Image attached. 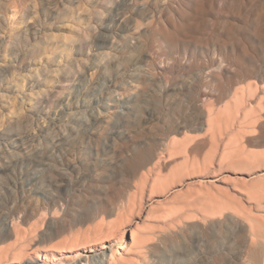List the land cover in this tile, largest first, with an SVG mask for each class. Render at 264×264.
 Masks as SVG:
<instances>
[{"label": "rangeland", "instance_id": "obj_1", "mask_svg": "<svg viewBox=\"0 0 264 264\" xmlns=\"http://www.w3.org/2000/svg\"><path fill=\"white\" fill-rule=\"evenodd\" d=\"M86 7L85 0H0V238L7 225L34 226L32 239L49 240L58 233L69 237L88 229L101 232L116 220L123 229L115 221L121 233L112 248L131 249L132 232L147 235L143 261L147 264H264V217H254L264 203L256 207V197L251 199L264 186V161L259 159L264 158L260 155L264 145L255 146L260 153L249 148L247 155L229 146L235 150L232 154L219 141L223 148L217 146L218 153L206 148L194 167L193 154L191 169L181 166L184 158L173 159L166 152L169 141L157 126V113L144 107L146 99L164 93L160 68L140 59L144 51L127 49L125 39L130 36L116 21L112 4L106 9L91 0ZM143 40L149 41L148 34ZM237 154L243 162H237ZM151 155L162 161L172 158L158 177L160 170L153 167ZM163 177L169 178V184L159 183ZM241 188L251 191L253 201ZM83 203L90 208L77 213ZM130 205L134 210H128ZM227 207L249 216V222L244 224L246 217L237 218ZM191 213L198 214L196 219ZM252 236L259 237L256 245L258 240H251ZM14 243L5 239L2 245L12 248ZM24 245L31 247L29 242ZM110 252L108 248L94 253L90 264H120L109 261Z\"/></svg>", "mask_w": 264, "mask_h": 264}, {"label": "bare ground", "instance_id": "obj_2", "mask_svg": "<svg viewBox=\"0 0 264 264\" xmlns=\"http://www.w3.org/2000/svg\"><path fill=\"white\" fill-rule=\"evenodd\" d=\"M90 4L91 0H85V5H87V7ZM97 4L99 5V7L106 9L110 4H112L113 12L116 16V21L120 26L124 28V30L128 32L130 36V38L125 39L127 43V49L132 48L136 51H144L143 57L139 58L142 59L146 64L151 65L153 69L160 68L162 72V77L159 80V83L164 93H156L149 99H146L144 101V107L148 109L150 108L154 112V114L157 113L158 119H160V122L157 124V126L162 131V134L166 135L169 141L166 143L168 147L166 148L167 151L164 150L168 152L169 156L174 155L172 156V158L177 157L178 159L184 158V161L180 165L188 166L187 168H189L188 164L193 161L192 165L194 167L197 161V156L200 155L206 148H209L211 152L215 148V153H218V151L221 149H217L216 147L222 144H218L219 141H223L225 148L233 146L235 150H237L235 151L231 147V149L229 148V152L233 150L235 152H241L245 154L249 148L251 149L255 148V146L258 145H264V0H97ZM81 12L83 11L81 10ZM145 33L149 36L148 42L143 40V36ZM127 59L130 60V56L127 57ZM159 60L163 62L162 66H158L157 64V61ZM134 63L137 64L136 62ZM90 66L92 65L89 64V67ZM157 83L158 81H153L154 85H156ZM150 112H148L149 115ZM182 135L185 136L183 137L184 139L186 138V140H189L184 141L183 138H181L183 140H180L179 137ZM198 139L201 141H196ZM219 147L223 148L222 146ZM255 149L256 153H258L257 150L259 151L260 148ZM224 151L226 153V150H223V152ZM252 151L254 150L252 149ZM206 152L205 153L207 155L208 151ZM229 152L227 153L229 154ZM231 153L233 154V152ZM192 154L194 155V160L191 161L190 156ZM261 154L263 155L264 152L262 153L261 151L260 155ZM162 155L163 154H161V158H163ZM238 155L239 154L236 155L237 160H239L237 162H240V160L242 161L243 159L238 158ZM249 155L250 154L248 153V156ZM222 156L225 155L222 154ZM230 156L232 157V155ZM262 157H264V155ZM161 158L156 155L150 156L153 167H158L159 169H157L160 170L158 172L156 169V173L158 172L155 175L156 177L160 176L161 170H166L168 168L169 164L166 160L168 159L169 161V158L172 159L171 157L167 159L164 157V159L166 160L162 161ZM212 158L213 157L211 156V159ZM233 159V161L231 160L232 162L236 161L235 158ZM252 159L254 161H262L259 159H263L264 161V158ZM211 161H208L210 165L212 164ZM220 161L222 162L223 160ZM235 163H232V165ZM262 163L263 162H261L260 164ZM203 164L207 165L206 162ZM248 164L250 165V162ZM259 165L258 167H260ZM200 167L197 166L195 168L200 169ZM176 168L178 167L176 166ZM183 173L182 175L185 174ZM142 174L145 173L142 172ZM174 177L177 176L175 175ZM163 178L165 180V177ZM171 178L174 179L173 176ZM168 179L169 178H167L165 181L163 180L165 184L162 180H160L159 183H162L163 185L169 184ZM162 184L160 186H162ZM143 185L145 184L143 183ZM169 187L171 186L169 185ZM247 187L248 185L245 188ZM242 188L239 190L241 191ZM248 188L249 190H251V187ZM244 190L241 192L247 193ZM250 192L248 193L250 194ZM207 194L210 196L208 192ZM249 194L247 195L249 196L248 200L252 196L256 197V204L259 206H256L255 200L254 206H262V204L264 203V186L260 185V187H258V189L256 190L255 195L253 193V195H251L250 197ZM226 195L227 194H225V196ZM132 198L135 199L134 197ZM218 198L219 197H217L216 199ZM251 199H253V197ZM251 199L250 201H253ZM229 200L228 202H231ZM234 201L239 203L237 200H235V198ZM206 202L209 201L207 200ZM210 203L208 204L212 206L213 204L211 205ZM224 203L222 205H224ZM133 205H135V202L132 203V206ZM222 205H219L220 208H223ZM90 206L91 205L85 203L80 204L79 207L76 208V212L81 214L83 211L89 209ZM132 206L130 205L128 210H130V207ZM227 206L231 205L227 204ZM241 206L243 207V205ZM213 207H216V204ZM224 207L226 206L224 205ZM118 208L117 213H119L120 210ZM231 208L229 207L228 209ZM234 208L229 211L233 210V215L239 218L238 215H240L241 212H239L240 214L235 213L236 210H234ZM131 209H133V207ZM191 209L193 210V208ZM226 209L224 208V210ZM183 210L184 209L182 208V212ZM220 210H222V213L223 209ZM248 210L250 209H244V211L250 213ZM259 210V213L254 215V217L259 216L258 218L261 219L262 217H264V208H260ZM207 213L208 212H206V214ZM215 213H217V211ZM170 214H172V212L168 215ZM213 214L211 213L212 217H216ZM217 214L219 216V213ZM260 214L263 216H261ZM126 215L129 214L127 213ZM168 215L167 217H169ZM195 215L197 216L198 214ZM195 215H192L191 213L190 216L192 217ZM208 215L211 218V215ZM119 216H121V213H119ZM123 216L119 218L122 219ZM196 216L193 218L196 219ZM205 216L206 218L208 217L207 215ZM191 217L189 218L191 219ZM243 217L246 216L242 215V220L244 219ZM247 217L246 220H244V224L245 221L248 220ZM91 218L93 219L94 216H92ZM105 218L106 217H104V219ZM113 218L112 220L114 221L115 219ZM169 219L170 218H168V220ZM262 220H264V218H262ZM115 221L113 223L114 225H110V223L108 222L109 226L106 225L107 228H105L104 230L101 229V232L97 229L99 232L95 230V232L93 233L88 229V231H76V233L72 234L69 237H61L58 233L54 234V236L49 240L32 239V237L35 235V228H33L34 226L31 229H25L26 227L23 228L16 225H7L4 236L0 238V264H90L93 262L92 260L94 253L100 251L105 252V249L108 248L111 250V252L107 257L109 258V261L111 263L141 264V262L145 260V248L147 247V242H149L148 238L150 237L144 234H137L135 232H132L133 243L131 245V249H123L124 251H120L112 248L113 241L121 233V229H119L118 227L122 225L119 221H116L118 224H120V226H118ZM248 222L249 221H247V223ZM248 225L251 226V224ZM140 231L148 233L146 231ZM256 232L255 230L253 231V233ZM250 233L249 235H251ZM258 238L259 237L257 236V238L255 239L258 240ZM5 239H14V241L16 242L14 244H16V246H12L11 248L10 245H8L10 248L6 246L8 248L6 249V247H3L2 245ZM253 239L254 236H252L251 240ZM26 242H29V245L31 247L27 248V245H24V243ZM246 242L252 244L250 240ZM257 242H259V240L255 242V245ZM251 248L252 246L250 247V249ZM253 248L256 247L253 246ZM259 250L260 249H258L257 254L259 253ZM263 251L264 250H262L261 253ZM147 256H149V253ZM144 263L147 264V262H143V264Z\"/></svg>", "mask_w": 264, "mask_h": 264}]
</instances>
